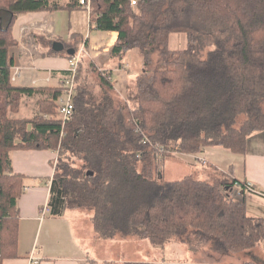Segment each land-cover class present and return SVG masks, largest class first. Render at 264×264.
Wrapping results in <instances>:
<instances>
[{
    "label": "trees",
    "instance_id": "trees-1",
    "mask_svg": "<svg viewBox=\"0 0 264 264\" xmlns=\"http://www.w3.org/2000/svg\"><path fill=\"white\" fill-rule=\"evenodd\" d=\"M61 5L0 0V264L25 258L18 201L27 175L14 171L12 152L34 148L58 153L50 215L86 209L103 238L132 235L155 246L195 240L220 255L264 242V218L247 214L243 185L241 198L233 195L241 182L225 174L214 182L192 174L170 181L162 168L165 152L223 146L245 153L249 138L264 132V0H140L136 10L129 0H91V28L118 32L111 57L121 67L125 53L137 49L145 68L129 98L117 102L112 76L90 62L101 93L79 71L76 112L65 125L57 110L61 87L12 82L18 15L82 6L79 0ZM175 33L187 37L185 48H170ZM52 43L44 56H73V47L57 51ZM35 96V116H11L23 98Z\"/></svg>",
    "mask_w": 264,
    "mask_h": 264
},
{
    "label": "crops",
    "instance_id": "crops-1",
    "mask_svg": "<svg viewBox=\"0 0 264 264\" xmlns=\"http://www.w3.org/2000/svg\"><path fill=\"white\" fill-rule=\"evenodd\" d=\"M76 8L83 7L77 6ZM57 13L59 11H41L18 15L13 27V35L20 42V45L15 50H12V55L15 59V66L12 72L16 74L13 84L34 87H60L70 58L67 55L63 56L61 53L43 55V53H48V48L53 44V41L55 43L61 42L66 46L64 37L59 32L62 20L57 16ZM52 15L55 22L50 21ZM88 21L91 29L90 18H88ZM94 32L87 36L77 35L75 38H85L89 40V45L90 40L98 39L100 43L108 44L109 46L113 43L115 44L118 40L117 31L95 30ZM29 39H31L30 41L33 40L37 47L40 44L37 42H47L44 52H39L41 55L32 56V53L30 57L23 55V49L27 48V44L30 45L31 43H28ZM23 40L25 41L23 42ZM27 99L38 101L39 96L23 98V105ZM176 157L180 158L181 163L184 164L185 162L192 168L188 174L199 178H202L201 173L207 174L206 176L209 180L210 178L213 180L212 175L218 177L214 174L215 170L208 173L209 168H212L217 169L216 171H221L219 176L225 174L227 177L240 182H252L259 191L246 192L244 190L247 214L254 218H264V132L255 133L249 138L248 148L245 153H235L223 146H207L198 154L185 153ZM57 158L58 153L56 151L46 149L34 148L12 152L14 171L27 175L25 190L18 201L21 223L20 247L23 248V254L20 250L19 253L25 258L11 261L13 263L28 264L31 257L39 259L37 264L99 263L97 259H100V257L96 259L93 254L91 255V252L86 251L75 240L74 230L69 222L71 219H67L69 211H72L71 209H66L62 216L55 217L50 215L48 202L51 196L50 186ZM204 161L207 163H204ZM75 211L78 210L75 209ZM75 214L76 212H73L71 215ZM59 224L60 230L66 231L67 236H70L69 241L64 238L61 242L55 236ZM43 230H46L47 235H42ZM56 241L59 244L60 242L61 244H66L65 250H69V253H58L53 247ZM170 245L168 244L167 249H169ZM167 249L164 248L160 257L165 264L170 260L165 255L168 251ZM245 254L250 259L249 261L253 262L250 264H264V242Z\"/></svg>",
    "mask_w": 264,
    "mask_h": 264
},
{
    "label": "rangeland",
    "instance_id": "rangeland-1",
    "mask_svg": "<svg viewBox=\"0 0 264 264\" xmlns=\"http://www.w3.org/2000/svg\"><path fill=\"white\" fill-rule=\"evenodd\" d=\"M59 4L67 5L72 0H56ZM140 2V1H139ZM61 5V6H62ZM139 6V4H138ZM137 6V7H138ZM136 7V8H137ZM136 10V9H135ZM57 16L61 18V28L59 32L64 37L65 50L67 46L73 47L75 54L72 56L73 60L78 61V74L81 72V77H85V81H88L86 85L90 90L96 89L97 92L101 93L99 86L98 71L92 69L90 62L95 61L97 65L102 66L106 75H111L114 80L115 88L111 91L112 96L118 102L126 100L131 95V92L135 88L136 80L142 70L145 68L144 58L137 49H133L123 56L121 59V67L119 65L120 60L118 58L111 57V49L116 44L109 46L108 44L100 43L98 39L90 40V45L86 44L87 39L75 38V36H87L92 34L96 29L93 27L90 29L88 21L89 14L87 10L83 8H76L72 11L62 10L57 13ZM50 21H54L52 15ZM75 33V34H73ZM95 33V32H94ZM91 39V37L89 36ZM29 39L27 48L23 49L22 53L24 56L30 57L38 56L44 52L47 42L40 43L37 47L35 42ZM68 42V43H67ZM93 42V44H92ZM170 48L174 50L183 49L187 45V37L184 34L175 33L170 37ZM93 46V48H92ZM49 46L48 51L51 50ZM16 48V47H15ZM14 48V50H15ZM66 56V51L61 53ZM83 61L80 69V62ZM153 60L156 64L158 61V53L153 54ZM70 61V60H69ZM68 62V66H69ZM149 67V68H148ZM147 68L151 72L154 68V64ZM100 73V72H99ZM13 74V73H12ZM77 84V81H76ZM77 86V85H76ZM35 98V97H34ZM37 108V112L35 110ZM38 113V103L35 99H27L21 104V109L18 113H12L11 115L15 118L33 117ZM75 115V114H74ZM59 117V116H58ZM74 117V116H73ZM243 119V118H242ZM65 131H63L64 133ZM259 133V132H257ZM64 135V134H63ZM145 141V140H144ZM228 149V148H227ZM230 150V149H229ZM232 151V150H231ZM200 153V152H199ZM179 154H185L181 152H165L163 155L162 168L164 171V177L166 180H177L186 176L189 171L192 170L187 163H181L180 158L176 157ZM188 154V153H187ZM198 154V153H196ZM198 158H200L198 156ZM75 161V159H73ZM204 160V159H202ZM204 163H207L204 161ZM215 170V172H214ZM217 169L209 168V172H214L218 177L212 175L213 180L208 179L207 174H202L197 179L202 181L214 182L221 176ZM200 176V175H199ZM196 177V176H195ZM204 178V179H203ZM215 179V180H214ZM240 182V181H239ZM247 182L242 185L244 190L246 189ZM242 183V182H241ZM253 184L252 182H250ZM254 185V184H253ZM235 191L233 195L235 198H241L240 184L237 182L235 185ZM259 191L258 189H256ZM245 192V191H244ZM67 215V219H71L70 224L73 231L75 240L78 244L83 246L86 251L91 252L97 259L100 257L98 264H165L160 258L164 248L167 249L168 244H171L167 253L165 254L170 260L166 264H250V259L246 256V252H239L229 255H220L210 250V245L200 244L199 242L186 243L179 239H172L164 246H155L147 239H141L137 236L116 234L113 238H103L98 234L95 229L94 223L92 222V212L86 209H71ZM47 212V211H45ZM76 212L75 215H71ZM77 215V216H76ZM58 231L55 232V236L61 241L62 239L70 240V236H67L66 231L60 230V224L57 227ZM42 235H47L46 230H43ZM62 242V241H61ZM59 244L56 241L55 249L58 253H69V250H65L66 244ZM23 248L20 247L22 252ZM255 249V248H254ZM23 254V252H22Z\"/></svg>",
    "mask_w": 264,
    "mask_h": 264
},
{
    "label": "built area",
    "instance_id": "built-area-1",
    "mask_svg": "<svg viewBox=\"0 0 264 264\" xmlns=\"http://www.w3.org/2000/svg\"><path fill=\"white\" fill-rule=\"evenodd\" d=\"M89 0H81L82 4H87ZM130 5L132 7H137L140 0H129ZM71 57L69 60V66L66 70V74L61 81V93L57 98V110L59 111L60 118L63 121L64 125L66 122L72 120L75 112H76V105H75V97H76V81H77V74H78V61L72 59ZM64 134V133H63ZM243 184V183H242ZM240 183V185H242ZM245 191L247 192H255L256 188L250 182H247V186ZM39 262L38 258L31 257L28 261V264H37Z\"/></svg>",
    "mask_w": 264,
    "mask_h": 264
},
{
    "label": "water",
    "instance_id": "water-1",
    "mask_svg": "<svg viewBox=\"0 0 264 264\" xmlns=\"http://www.w3.org/2000/svg\"><path fill=\"white\" fill-rule=\"evenodd\" d=\"M54 49L55 50H57V51H63L64 50V48H65V46L63 45V43H61V42H56V43H54ZM69 53L70 54H72V55H74L75 54V50L74 49H70L69 50Z\"/></svg>",
    "mask_w": 264,
    "mask_h": 264
},
{
    "label": "bare ground",
    "instance_id": "bare-ground-1",
    "mask_svg": "<svg viewBox=\"0 0 264 264\" xmlns=\"http://www.w3.org/2000/svg\"><path fill=\"white\" fill-rule=\"evenodd\" d=\"M80 4L85 7V9L90 12L91 9V0L88 1L87 4H82L81 0H79ZM138 6V5H137ZM132 7V6H131ZM133 9H136V7H132ZM16 79V74H12V82Z\"/></svg>",
    "mask_w": 264,
    "mask_h": 264
}]
</instances>
